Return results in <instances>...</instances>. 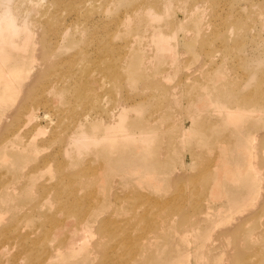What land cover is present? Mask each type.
I'll return each mask as SVG.
<instances>
[{
	"label": "rangeland",
	"instance_id": "1",
	"mask_svg": "<svg viewBox=\"0 0 264 264\" xmlns=\"http://www.w3.org/2000/svg\"><path fill=\"white\" fill-rule=\"evenodd\" d=\"M46 1L52 5V0ZM141 1L65 0L56 10L51 6L48 18V12L38 13L36 19L42 26L31 41L36 42L44 31L52 46L60 43L58 59L82 49L93 61L105 57L102 68H95L101 111L97 117L107 122L111 109L118 108L116 102L126 105L129 131L120 134L140 139L152 135L148 152L143 153L150 170L131 165L129 148L124 151V147L122 154L110 158L114 170L108 178L98 176L75 192L61 189L58 199L52 186L58 179L54 166L62 157L57 152L60 143L50 141L44 146L53 134L52 125L41 118L45 133L36 137L41 146L36 155L29 153L30 147H21L29 132H21L24 140L10 135L8 140L19 148L4 151L11 157L6 156V162L0 159L5 163L0 161V176L9 172L2 180L14 177L7 200L0 193V264H42L44 250L60 247L69 234L73 248L44 264H264V0H204L186 20L184 10L200 0H175L154 24L168 36L176 32L171 43L177 60L162 58L156 65L143 67L137 57L133 67H128L123 60L132 59H127L130 39L141 35L146 24L130 31L126 21L133 5ZM27 2L11 0L9 6L16 12ZM3 7L0 4V13H5ZM19 18L33 30L30 16ZM46 18L47 23L57 20L58 31L70 28L63 40L45 25ZM111 64L118 65L123 75L120 84L112 80L116 68ZM259 92L262 104L257 101ZM206 93L207 101L203 99ZM19 101L6 107V112L15 110ZM245 104L253 114L243 126L230 123L228 109ZM21 122V118H7L9 130L5 132L2 120L0 138ZM225 142L230 143L229 164L242 173L230 179L223 172L217 194L215 164L220 156L218 145ZM243 147L253 152L251 159ZM100 148L98 142L80 154L79 165L86 159L94 165L101 161L100 152L96 153ZM46 154L51 155L52 174L38 175L32 181L31 167ZM249 159L252 166L247 165ZM74 198L81 202L72 203ZM63 203L72 205L74 212L60 210ZM86 211L87 235L81 229L71 233ZM54 217H65L63 223L69 225L60 224L61 229L50 232ZM148 239L153 240L150 249H146Z\"/></svg>",
	"mask_w": 264,
	"mask_h": 264
},
{
	"label": "bare ground",
	"instance_id": "2",
	"mask_svg": "<svg viewBox=\"0 0 264 264\" xmlns=\"http://www.w3.org/2000/svg\"><path fill=\"white\" fill-rule=\"evenodd\" d=\"M10 1L11 0H0V4L4 5L3 8L5 12L0 13V112L4 113L3 117L0 119L1 121H5V132L9 130V126L6 124L7 118H21L22 122L19 123L17 127L13 128L9 135L4 136L2 139L0 138V150L3 149V154L1 153L0 159L6 158L7 155L5 152L8 148H19L15 145V142H11L8 138L11 135L14 138L20 137L24 140L21 135V132L23 131L26 133L29 132L30 134L26 137V142L21 147H30V154L35 153L36 151L38 153L41 146L38 144L36 137L41 133H45V130L42 129L41 126V118H43L47 120L53 128V134L49 141H45L44 146L50 144V141L60 143L57 152H59L62 157H59L60 159L55 161L54 166L58 179H56L57 181L52 186L53 190L49 188V190L56 193L58 199L61 198L62 195L61 189L68 188L66 191L72 192L73 190L75 192L78 188L88 186L90 181L96 179L98 176L100 180L108 178L112 170H114L111 157L122 154L123 152H120V150L124 147V151L127 150L126 147L129 148L128 152L130 154V160L128 161H131V165L135 164L139 168L150 170L148 156L143 153L148 152V150L146 151V149H148L147 141L150 143L152 135L149 136V134H147L146 137L148 138L140 139L135 138L132 135L126 138L120 134L122 131H129L127 130L128 126H125V118L127 120L128 117L126 115L127 106L121 102H116L115 107L118 108L115 110L114 108L111 109L110 120L107 122L103 121L102 118L97 117V112L101 113V111L99 110L100 96L97 87L94 85L97 77L95 68H102L99 66L100 64L102 66V63L105 62V57H96L97 59L93 61L91 55H89L86 49H82L78 50L77 54L58 59L55 57V54L61 51L60 43L52 46L48 41L46 32L44 31L38 34L36 42L31 41L36 37V33L39 32L40 27L42 26L40 21L36 19L38 13H40V11L48 12L46 14L48 18L51 6L54 5L56 10L60 5L64 4L65 0H52V5L50 2H44V0H28L26 5H24L25 7L15 9L16 12L11 10V7L9 6ZM204 2L206 1L200 0L193 7L185 9V20L192 18L199 7H202L200 5L205 4ZM174 3L175 0H142L133 5L131 8L132 15L127 16L126 26L132 31L133 28L139 29L141 23L146 25L144 29L141 30V35L137 34L136 36V34H134L132 39H130L131 41L128 45L130 50L127 53V59H132L130 61L123 60L128 67H133L134 59L137 57L142 60L141 66L143 67L156 65V62L159 59L162 61V58H171L173 63L177 60L178 55L176 48L171 43L176 32H173V37L168 36L163 30H161V26L154 24L155 21L164 17L163 15L166 14L169 6ZM20 12L22 13L20 14ZM22 14L30 16L32 31H29L30 28L25 27L21 23L19 17ZM41 16H44V14ZM47 18L45 25L48 24L50 27L54 28L50 30L53 31L56 38L63 40L70 28L65 27V29L58 31L56 30L57 27L55 28L56 25H54L57 23V20H48L49 22L47 23ZM109 66L111 68H116L111 72L113 75L112 80L120 84L123 75L120 70H118V65L115 66L114 64H111ZM126 69L127 68H125V70ZM203 97L202 98L207 101L210 96L206 93ZM257 98V101L259 102L260 100V104H262L261 92H259ZM16 100H20L16 109L13 111L11 110L12 112H6V107L14 103ZM19 107L20 110L16 112ZM40 109L44 110V115L42 117L38 114ZM89 110H94V112L92 113V111ZM228 112V116H230V119L228 117V121L230 122L231 120L232 123L235 122V124L240 126H243L242 123H244L246 119H249L247 117L250 116V112L253 114V111L247 107V104H245L244 107L239 106L234 108L233 111L228 109ZM118 135H120L119 138ZM98 142L101 148L96 151V153L100 152V157H102L101 161H97L94 165L91 160L86 159L85 163L79 165L81 161L80 159H82V156L79 155L90 149V147L97 145ZM218 147L220 156L217 157L215 164L217 172L214 177L216 190L222 186L223 182H221V177L223 172H227L225 177H230L231 179L232 177L239 176L238 174L242 170L232 168L229 164V142L222 143L221 145L219 144ZM247 150H249V148H242L243 153L251 159L252 156H254L252 154L253 152ZM34 155H36V153ZM105 155H107V157H104ZM26 157L24 159H26ZM6 159L9 160L11 157ZM250 159L247 164L248 166H252ZM0 161L3 163V160ZM9 162H11V160ZM51 162V155L46 154L43 156L41 162L36 166L31 167V173H29V177L31 178L29 179L33 181L38 175L42 177L44 176V173L52 174L53 171L51 168L53 162ZM135 165L134 167H136ZM6 174H9L8 170L0 176V183L3 181L0 186V193L2 194L1 197L3 200H7V197H9V185L14 179V177L11 176L12 179L8 177L7 180H2ZM64 181H66V183H64ZM60 184L68 185L63 186ZM220 190L221 189H219V192ZM219 192L217 190V194ZM214 193L216 194V192ZM73 201L74 203L75 201L81 202L77 198H74L71 202L73 203ZM61 202L62 201H59L58 203ZM83 202H86V200H83ZM63 208L70 212H74L72 205L67 207L65 206V203H63L59 206V209L63 210ZM81 215L82 216L79 217L77 224L71 228V233L81 229V231L84 232L83 235H85L90 222L89 213L86 211ZM64 220L65 217L52 218L53 222L50 232H52L53 229H61V227H59L60 224L69 225V223H63ZM71 244L72 236L69 234L60 247L56 246L55 249L44 250V254H41L40 257L41 263L43 262L42 264H44L46 261H53V259L56 258L60 259L67 254L71 248H73L71 247ZM146 245V249L152 248L153 240L148 239ZM2 250L3 249H0V251ZM109 257L110 255L107 254L106 259L108 260ZM184 257V255L181 256V258Z\"/></svg>",
	"mask_w": 264,
	"mask_h": 264
}]
</instances>
